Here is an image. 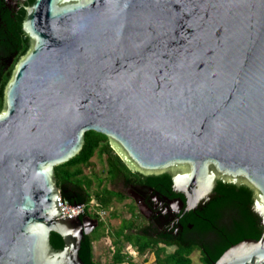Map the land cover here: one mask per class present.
I'll return each mask as SVG.
<instances>
[{"label": "water", "instance_id": "1", "mask_svg": "<svg viewBox=\"0 0 264 264\" xmlns=\"http://www.w3.org/2000/svg\"><path fill=\"white\" fill-rule=\"evenodd\" d=\"M23 31L0 113V264H85L98 221L63 217L56 168L91 131L189 199L248 187L264 226V0H35ZM214 264H264V231Z\"/></svg>", "mask_w": 264, "mask_h": 264}, {"label": "flooded vegetation", "instance_id": "2", "mask_svg": "<svg viewBox=\"0 0 264 264\" xmlns=\"http://www.w3.org/2000/svg\"><path fill=\"white\" fill-rule=\"evenodd\" d=\"M34 2L35 0H0V65L3 61L7 62V65L6 63L3 64L9 67L19 56L22 43L13 34V29L17 26L23 12L26 13V9ZM2 32L4 36L1 35ZM27 38V35L24 36V39ZM6 66L5 68L8 69ZM218 184L213 192V197L209 200L195 201L196 198L189 199L184 193L178 191L172 180L171 183L165 181L148 183L135 178L129 180L125 176L111 180V185L114 188H104L124 197L122 202H114L124 203L127 198H130L132 203L128 204L130 217L122 220L118 229L111 230L108 228L105 232V237L109 240L110 249H112L111 259L107 264L134 263L129 256L131 250L140 257L148 256V254L154 256L151 260V262L153 261L152 264L158 263L159 253L162 256H167L179 251L194 249L192 255L195 252L201 254L202 250L213 244V241L220 236L224 228L232 230L237 221H240L239 213H223L221 217H216V224L213 225L212 231L208 232L203 230L204 228H198V225L209 223L206 215L221 198L216 192ZM232 186H235L237 191L246 187L243 185ZM251 192L250 203L246 206L256 226L255 231L263 233L262 219L253 211L254 193L252 190ZM95 220L98 223L92 231V235L101 224V220L97 218ZM125 225L133 226L134 229L128 228L120 234V230ZM117 247L122 248V255L125 256L123 263L115 262ZM143 247L144 251L142 252ZM126 248H130V251L129 249L125 251Z\"/></svg>", "mask_w": 264, "mask_h": 264}, {"label": "trees", "instance_id": "3", "mask_svg": "<svg viewBox=\"0 0 264 264\" xmlns=\"http://www.w3.org/2000/svg\"><path fill=\"white\" fill-rule=\"evenodd\" d=\"M26 18V13L23 12L18 20V24L13 29V34L22 43L20 47L19 56L12 64L8 67L7 62H3L0 65V113L4 109V94L5 87L10 81L15 66L19 60L28 52L31 47V40L28 37L24 39L27 34L23 31V22ZM12 31V29H11ZM1 33V32H0ZM4 36L3 32L1 34ZM6 63V65L4 64ZM8 67V69L5 68ZM99 152L100 156H106L107 163V173L112 180H116L119 177H127L130 179H138L140 181H146L148 183H153L156 181H165L171 183V177L168 174H163L160 176H144L140 173H134L129 169L127 164L116 154L110 145L107 136L91 131L85 136V146L82 152L72 159L70 162L59 166L56 168V178L58 187L62 191V199L71 205H86L87 209L90 207L93 196L90 193V189L93 186L92 180H78L84 174L83 167L90 164L91 159L95 154ZM237 191V188L232 185H226L219 183L216 189L218 192L220 200L215 203L212 210L208 211L206 217L209 220L208 224L198 225V228L205 231H212L213 225L216 224V217H221L223 213H239L240 221L233 227L232 230L225 229L220 233V236L213 241L211 246H207L206 249L201 251V262L199 264H214L216 263L223 254L230 249L232 246L241 243L247 239L259 240L263 233L256 232V226L251 218V213L247 206L250 203L251 190L249 188L243 187ZM98 209L100 211L108 210L114 203V201L122 202L124 200L123 196L112 192L107 188L101 189L100 195L97 196ZM90 216L88 210L86 214L81 218ZM97 219L99 215H96ZM245 217V218H244ZM134 229V227L124 226L120 230L122 234L126 229ZM106 224L101 221L99 229L92 235H85L81 250L80 257L85 264H100L95 260L94 254V243L101 240L106 236ZM51 243L56 250H61L64 248V240L61 235L53 232L51 235ZM146 247V246H145ZM117 254L115 256L116 263L125 262V256L122 255V248L117 247ZM144 251V247L141 249ZM194 249L188 251H179L167 256H162L161 253L158 254L157 264H193L190 256L192 255ZM135 264V263H131Z\"/></svg>", "mask_w": 264, "mask_h": 264}, {"label": "rangeland", "instance_id": "4", "mask_svg": "<svg viewBox=\"0 0 264 264\" xmlns=\"http://www.w3.org/2000/svg\"><path fill=\"white\" fill-rule=\"evenodd\" d=\"M106 156H100V153L97 152L95 156L91 159L90 164L86 167H83L84 174L78 178V180H92L93 186L90 189V193L93 196L92 203L90 207L87 209L88 213L90 214L89 217L92 219H96V215L99 213V220L102 222H105L106 224V230L109 228L111 230H116L121 226L122 220L125 218L130 217L128 204H131V199L127 198L124 203H118L114 202L113 205L105 211H100L98 209V200L97 196L100 195L101 189L104 187H111L114 188L111 185V178L109 174L107 173V163H106ZM95 224L93 223V226ZM95 245V257L96 260L100 264H107L108 261L111 259L112 249L109 240H107L106 237L102 238L99 241H96L94 243ZM126 248L125 251H128ZM110 250V251H109ZM129 256L131 260L135 264H152L154 256H151L148 254V256L140 257L137 254H134L133 251L129 252ZM193 264H199L201 260V254L198 252H195L192 257Z\"/></svg>", "mask_w": 264, "mask_h": 264}, {"label": "built area", "instance_id": "5", "mask_svg": "<svg viewBox=\"0 0 264 264\" xmlns=\"http://www.w3.org/2000/svg\"><path fill=\"white\" fill-rule=\"evenodd\" d=\"M58 203L63 211V217L65 219H75L86 214V205H71L68 202L64 201L62 197L59 198ZM97 215H99V213Z\"/></svg>", "mask_w": 264, "mask_h": 264}, {"label": "crops", "instance_id": "6", "mask_svg": "<svg viewBox=\"0 0 264 264\" xmlns=\"http://www.w3.org/2000/svg\"><path fill=\"white\" fill-rule=\"evenodd\" d=\"M95 245V244H94ZM94 254H95V246H94ZM96 255V254H95ZM95 260H96V257H95ZM96 262H98L97 260H96Z\"/></svg>", "mask_w": 264, "mask_h": 264}]
</instances>
